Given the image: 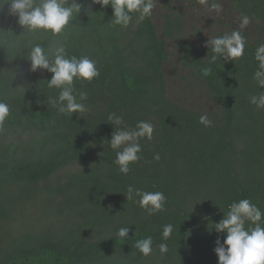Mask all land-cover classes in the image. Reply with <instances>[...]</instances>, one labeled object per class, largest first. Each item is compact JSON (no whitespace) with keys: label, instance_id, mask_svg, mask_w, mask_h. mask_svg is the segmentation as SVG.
Returning <instances> with one entry per match:
<instances>
[{"label":"trees","instance_id":"16d2710c","mask_svg":"<svg viewBox=\"0 0 264 264\" xmlns=\"http://www.w3.org/2000/svg\"><path fill=\"white\" fill-rule=\"evenodd\" d=\"M77 2L80 13L58 36L24 30L9 5L0 6V101L10 108L0 125V264H217L214 242L224 235L211 223L241 199L264 212V108L250 103L264 92L253 79L254 54L264 43V0H216L237 22L213 18L217 30L209 40L239 30L246 44L242 57L211 64V46L199 43L202 32L193 40L185 34L189 12L170 8L158 27L152 11L122 28L112 24L110 6ZM211 2L182 4L195 14L204 5L217 16ZM244 16L249 23L241 28ZM55 42L69 57L94 60L100 73L90 83L74 81L77 92L87 93L88 111L71 118L48 102L59 92L47 85L51 74L29 71L27 51L35 44L48 51ZM169 43L181 85L172 96ZM113 112L129 128L154 125L127 175L107 142ZM205 114L210 127L199 123ZM129 185L163 192L164 211L149 216L126 201ZM167 224L173 232L165 241ZM121 227L130 229L126 240L116 235ZM148 236L153 252L145 257L134 245Z\"/></svg>","mask_w":264,"mask_h":264},{"label":"clouds","instance_id":"9594fccd","mask_svg":"<svg viewBox=\"0 0 264 264\" xmlns=\"http://www.w3.org/2000/svg\"><path fill=\"white\" fill-rule=\"evenodd\" d=\"M205 3L206 0H200ZM9 5V15L17 17V23L29 32L43 31L52 36L60 35L64 29L76 19L82 5L77 0H5ZM93 4L101 7L110 6L112 9L111 22L115 26L127 28L136 17L140 23L152 15L155 0H92ZM210 10L217 13L221 11V5L212 0ZM89 12L91 9H88ZM249 23V18H241V28ZM245 38L239 30H233L222 36L208 39L206 47L211 46L213 55L209 63H214L218 58L232 61L243 56ZM27 61L30 63V72L37 70L47 71L51 79L47 81L49 88L58 89V96L49 98V104L59 114H67L70 118L73 114L84 113L88 108L84 101L87 93L77 90L74 81L92 82L100 73L94 60L87 56L76 57L67 55L63 44L55 42L46 51L39 44L33 45L27 51ZM207 58V57H206ZM205 58V59H206ZM254 60L258 62L257 70L253 73V79L258 89L264 87V43L257 46ZM207 75L211 69H205ZM250 103L258 109L264 108V92L250 97ZM10 115L7 103L0 101V125ZM111 125L115 126L108 144L116 153L114 164L122 175L131 171L130 165L138 162L142 151L140 139L152 140L154 125L149 121H140L134 128H129L122 116L115 112L108 115ZM199 123L210 127L213 121L205 115H201ZM154 160H159V154L154 155ZM126 201H134L149 216L164 211L166 196L161 191H145L129 185L123 194ZM138 198V199H137ZM216 233L224 235L223 242L218 238L214 243L213 252L217 257V264H264V212L249 199L234 201L228 205L226 214L217 223H211ZM246 225H248L246 227ZM129 227H121L117 231V237L125 239L128 236ZM173 232V225L163 226L162 239L167 240ZM153 240L151 236L138 239L135 248L145 257L153 252ZM159 252H168L167 243L158 245Z\"/></svg>","mask_w":264,"mask_h":264},{"label":"rangeland","instance_id":"374dc122","mask_svg":"<svg viewBox=\"0 0 264 264\" xmlns=\"http://www.w3.org/2000/svg\"><path fill=\"white\" fill-rule=\"evenodd\" d=\"M183 0H155L154 8H153V20L155 24L160 27L163 20V15L166 13V11L170 8H175L179 12H189L192 17L191 19H187V22L185 24V34L186 36L193 40L196 35H198L197 30H200L202 33H200V46L203 48L204 45L207 44L208 39L211 36H214L216 34L217 27L213 25V18L219 17L221 21H224L226 24L234 27L235 23L237 22V16H232V14L227 15L226 7H222L221 11L219 13L215 12L217 16H213L209 13L207 8L204 5H201V11L197 14L196 12L190 7V5L182 4ZM213 14L214 12L211 11ZM170 49V57L171 61L166 67L167 74H171L169 76V83L174 82V88L170 92V96L174 94H180L181 85L177 84L179 79L177 76L172 73L171 64L174 62V54H173V45L171 43L168 44ZM193 100L195 98H192ZM192 100V102H193Z\"/></svg>","mask_w":264,"mask_h":264}]
</instances>
